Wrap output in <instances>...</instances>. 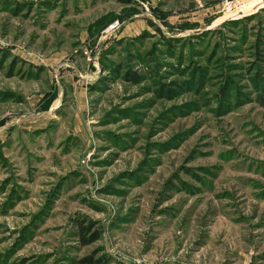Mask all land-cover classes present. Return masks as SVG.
<instances>
[{
	"label": "rangeland",
	"instance_id": "obj_1",
	"mask_svg": "<svg viewBox=\"0 0 264 264\" xmlns=\"http://www.w3.org/2000/svg\"><path fill=\"white\" fill-rule=\"evenodd\" d=\"M0 264H264V0H0Z\"/></svg>",
	"mask_w": 264,
	"mask_h": 264
},
{
	"label": "trees",
	"instance_id": "obj_2",
	"mask_svg": "<svg viewBox=\"0 0 264 264\" xmlns=\"http://www.w3.org/2000/svg\"><path fill=\"white\" fill-rule=\"evenodd\" d=\"M84 225H82V227H83ZM84 228V234L86 233V230H87V228L88 227H83ZM96 238V237H95ZM88 240V239H87ZM87 240L86 239H84V242H87ZM95 240V239H94ZM86 260H90V259H86ZM92 260V259H91ZM89 262V261H88ZM91 262V261H90Z\"/></svg>",
	"mask_w": 264,
	"mask_h": 264
},
{
	"label": "built area",
	"instance_id": "obj_3",
	"mask_svg": "<svg viewBox=\"0 0 264 264\" xmlns=\"http://www.w3.org/2000/svg\"><path fill=\"white\" fill-rule=\"evenodd\" d=\"M116 23H118V21H116L114 24H112L110 28H114L116 26L115 25Z\"/></svg>",
	"mask_w": 264,
	"mask_h": 264
}]
</instances>
